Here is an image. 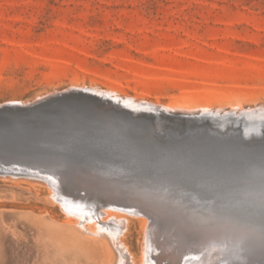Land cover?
I'll use <instances>...</instances> for the list:
<instances>
[{
    "label": "rangeland",
    "instance_id": "1",
    "mask_svg": "<svg viewBox=\"0 0 264 264\" xmlns=\"http://www.w3.org/2000/svg\"><path fill=\"white\" fill-rule=\"evenodd\" d=\"M71 87L172 107L264 105V0H0V105L85 100ZM71 183L98 199L119 193L106 180ZM178 184L188 201L153 205L175 245L238 241L232 252L264 261V194ZM45 187L0 176V264H113L120 253L145 264L144 217L112 213L127 218L115 251L72 231Z\"/></svg>",
    "mask_w": 264,
    "mask_h": 264
},
{
    "label": "bare ground",
    "instance_id": "2",
    "mask_svg": "<svg viewBox=\"0 0 264 264\" xmlns=\"http://www.w3.org/2000/svg\"><path fill=\"white\" fill-rule=\"evenodd\" d=\"M67 91L72 95L77 94L75 98L79 96L90 99L76 101L66 96L50 102L39 98L41 101L35 105L12 103L14 100L0 105V123L6 126L5 129L0 127V176L43 182L46 185L45 189L47 188L51 194V200L68 218L76 219L66 223L72 225V231L81 234L84 232L83 237L87 234V237L89 235L93 239L108 242L115 251L118 236L124 231L127 218L112 213L144 217L147 221L142 249L145 264H162L165 261H167L165 264L264 263L260 257L249 262L246 256L241 258L234 251L232 252V248L240 249L237 248L238 241L237 244L234 243V247L230 243L225 246V240L219 239L207 241L199 247L175 245L155 214L153 205L173 208L176 201H188L189 192L181 191L178 184L184 178L167 174L163 169L160 171L165 163L159 159L146 158L142 154L128 151L100 154L90 148L72 145L69 132L51 134L49 127L51 121L62 116L63 111L59 109H73L74 106L80 107L90 103L91 109L101 116H111V112L105 109L107 105L113 109L133 111V114L149 113L155 117V121L150 123L139 121L130 126L140 130L148 125L151 131L158 132L156 134L161 131L164 136L169 133L178 134L177 132L185 129L189 130L188 132L193 130L195 133L206 131L215 135L236 136L241 134V129L236 126L241 119L236 117L252 115L264 117V105L257 104L254 108L244 107L242 110L241 107L238 110H231L206 106H197L199 108L196 109L138 101L132 96L124 97L116 91L99 87H71L63 92ZM160 109L162 117L169 118L171 122L158 118L157 111ZM210 115L217 116L216 120ZM220 115H232L235 119L230 124V120L220 119ZM123 117L125 116H111L120 124L125 122ZM128 121L131 119L128 118ZM33 128L40 129L42 133L31 132ZM254 135L258 136L257 133ZM250 140L259 139L254 137ZM105 142L100 140L96 143L105 144ZM72 179L106 180L107 184L111 183L119 193L103 194L98 199L80 189L84 186L71 183ZM133 194L134 196H131ZM114 256L113 264L126 263V257H121V253Z\"/></svg>",
    "mask_w": 264,
    "mask_h": 264
},
{
    "label": "water",
    "instance_id": "3",
    "mask_svg": "<svg viewBox=\"0 0 264 264\" xmlns=\"http://www.w3.org/2000/svg\"><path fill=\"white\" fill-rule=\"evenodd\" d=\"M72 108L59 109L63 111L62 116L49 123L53 135L69 132L72 145L90 148L100 154L128 151L142 154L146 158L159 159L165 163L160 171L163 169L167 174L184 178L180 184L196 187L200 195L213 193L217 187V190L230 188L235 192L264 194V117L237 116L241 119L236 125L241 129V134L236 136L215 135L206 131L195 133L186 129L178 134L169 133L164 136L161 131L159 134L151 131L148 125L140 130L130 126L139 121H155V117L149 113L133 114V111L113 109L107 105L105 109L111 112V116H125L123 118L127 121L124 119L125 122L120 124L115 122V118L101 116L92 110L90 103ZM161 112V109L157 111L160 119L163 118ZM211 117L216 120L217 116ZM219 117L230 120V124L235 119L232 115ZM163 119L172 121L167 117ZM0 127L6 128L2 123ZM38 128H33L31 132L40 133ZM254 137L259 140H250ZM100 140L106 141L105 144L96 143Z\"/></svg>",
    "mask_w": 264,
    "mask_h": 264
}]
</instances>
